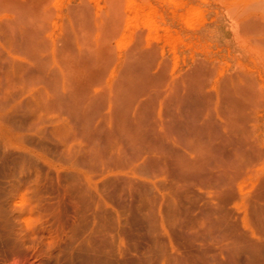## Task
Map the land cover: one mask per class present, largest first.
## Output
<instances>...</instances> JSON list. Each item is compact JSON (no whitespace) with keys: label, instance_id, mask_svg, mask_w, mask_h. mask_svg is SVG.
I'll list each match as a JSON object with an SVG mask.
<instances>
[{"label":"bare ground","instance_id":"bare-ground-1","mask_svg":"<svg viewBox=\"0 0 264 264\" xmlns=\"http://www.w3.org/2000/svg\"><path fill=\"white\" fill-rule=\"evenodd\" d=\"M48 3L0 0L3 264H264L253 74L115 52L76 5L55 32Z\"/></svg>","mask_w":264,"mask_h":264},{"label":"rangeland","instance_id":"rangeland-1","mask_svg":"<svg viewBox=\"0 0 264 264\" xmlns=\"http://www.w3.org/2000/svg\"><path fill=\"white\" fill-rule=\"evenodd\" d=\"M47 2L54 11L50 28L55 32L60 31L61 16L67 7L76 5L86 10L85 13L89 12L87 14L92 19V27L93 24L101 26L102 29L110 26L109 31L104 30L103 33L98 27H94L93 31L98 35L99 32L104 35L107 31L115 52L124 51L134 42L135 37L141 36L147 46L153 44L157 46L159 52L164 50L169 69L181 67L184 69L189 64L193 66L198 60L195 58V61L194 57L204 56L211 59L212 63L215 62L219 68L217 73L219 77L223 73L246 69L249 74H253L257 85L255 87L259 94L261 93L258 101L250 106L255 107L251 111L264 114V0H47ZM113 10L117 15L112 12ZM112 16L117 19H113ZM105 21L117 24L111 25ZM107 34L105 35L108 36ZM207 88L213 91L212 87ZM249 119L246 120L248 126L251 123ZM240 184L246 189L251 181L247 178ZM176 248L177 244L174 249ZM179 248L182 250L179 246L178 251H181ZM40 258V255L33 256L37 264H41ZM199 261L197 260L198 263ZM208 263L214 264L211 260L205 264ZM0 264H3L1 259Z\"/></svg>","mask_w":264,"mask_h":264}]
</instances>
